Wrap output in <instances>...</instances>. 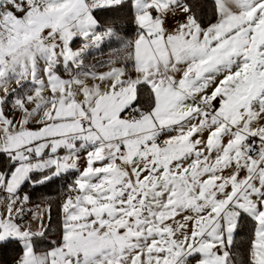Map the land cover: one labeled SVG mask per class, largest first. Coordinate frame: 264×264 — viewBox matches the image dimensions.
Instances as JSON below:
<instances>
[{
  "label": "snow or ice",
  "instance_id": "snow-or-ice-1",
  "mask_svg": "<svg viewBox=\"0 0 264 264\" xmlns=\"http://www.w3.org/2000/svg\"><path fill=\"white\" fill-rule=\"evenodd\" d=\"M211 7L206 21L194 0H0V245L21 244L15 264H264V0ZM122 8L131 39L123 17L98 19ZM117 38L106 70L86 62ZM70 171L61 234L38 250L49 225L22 189Z\"/></svg>",
  "mask_w": 264,
  "mask_h": 264
},
{
  "label": "trees",
  "instance_id": "trees-1",
  "mask_svg": "<svg viewBox=\"0 0 264 264\" xmlns=\"http://www.w3.org/2000/svg\"><path fill=\"white\" fill-rule=\"evenodd\" d=\"M198 5V12L202 18L206 21L212 19V0H194ZM118 15L123 17L122 26L119 29L120 37L124 39H131L135 36V26L132 23L126 8H122L119 12H102L98 13V19L101 24L105 22L111 16ZM78 41H76L77 43ZM75 43V44H76ZM120 38L106 40L99 50L93 49L86 57L88 64H97L99 61H106L113 54V50L120 46ZM98 68L100 66L98 65ZM6 160L2 154H0V161ZM77 173L70 171L60 178L53 179L45 184H38L35 186H25L22 191L27 193L30 200L27 208L31 209L32 206L41 203H47L51 206L50 219H48L47 225L49 227L45 230L44 237H36L35 242L38 250H44L48 248L49 241L56 240L61 234V212L60 206L67 195V185L72 182ZM31 212L26 214L25 218H28ZM250 222H245L237 229L235 237V250L241 259L244 258V249L247 246V240L250 233ZM22 254V247L20 243L12 242L6 245H0V264H15Z\"/></svg>",
  "mask_w": 264,
  "mask_h": 264
},
{
  "label": "crops",
  "instance_id": "crops-1",
  "mask_svg": "<svg viewBox=\"0 0 264 264\" xmlns=\"http://www.w3.org/2000/svg\"><path fill=\"white\" fill-rule=\"evenodd\" d=\"M177 19H179V16L177 17ZM174 23H175L174 20H172V19L168 20V24L170 26L174 25ZM75 47H77V48L80 47V41H78L75 44ZM97 70L98 71H104V70H106V68L105 67H100V68H97ZM61 75L66 77V74L63 72V69H61ZM11 87H16L15 83H13L11 85ZM29 87H30V85H29ZM9 111H10V109H9ZM81 164H83V160H81ZM27 206H28V204H27ZM48 206L49 205L47 203H41V204L34 205V206L31 207V209H33L35 212L39 211L37 213H43V215H44L43 223L45 225H47L48 219H49ZM26 220L32 222L33 229H37V225L40 223V221H38L37 223H36V221L34 222L33 213L32 212L30 213L29 217Z\"/></svg>",
  "mask_w": 264,
  "mask_h": 264
},
{
  "label": "rangeland",
  "instance_id": "rangeland-1",
  "mask_svg": "<svg viewBox=\"0 0 264 264\" xmlns=\"http://www.w3.org/2000/svg\"><path fill=\"white\" fill-rule=\"evenodd\" d=\"M26 208H27V206H26ZM37 212H39V211H37ZM25 219H27V218H25ZM36 221V223L39 221V220H34V222Z\"/></svg>",
  "mask_w": 264,
  "mask_h": 264
}]
</instances>
